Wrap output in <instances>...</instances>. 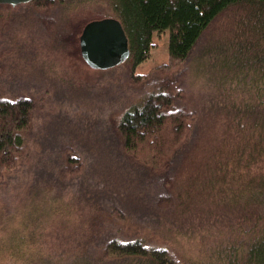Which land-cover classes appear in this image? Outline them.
<instances>
[{
    "label": "trees",
    "instance_id": "obj_1",
    "mask_svg": "<svg viewBox=\"0 0 264 264\" xmlns=\"http://www.w3.org/2000/svg\"><path fill=\"white\" fill-rule=\"evenodd\" d=\"M57 1L61 2L33 0L29 4L48 10ZM106 2L112 18L121 22L127 35L130 55L122 66L127 67L129 83H145L149 76L162 80L130 105L120 119L111 120L102 143L114 159L142 172L139 175L145 180L138 178L141 183L157 186L156 207L138 208L139 204L132 202L129 218L136 216L139 225L145 218L148 225L127 238L109 226L113 218H126L117 208L118 198L106 192L117 186H108L104 179L105 184L84 187L75 193L83 213L76 214L72 224L73 230L80 225L74 234L77 244H68L66 249L62 246L56 256L30 263L264 264V87L254 101L227 90L221 95L223 106L216 109L204 95L192 98L193 81L186 77L188 73L197 75L200 64L195 70L188 63L207 31L232 14L234 37L206 43L209 47L202 52L201 70L210 77L229 74L230 85L232 72L236 76L250 69L264 81V0ZM103 18L108 17L96 15L85 20L77 38L65 31L69 39H75L79 57L86 26ZM165 31H169V63L148 77L135 75V69L150 56L154 33ZM218 62L221 67H217ZM44 100L43 96L10 98L0 93V184L31 165L34 115ZM201 119L207 123L201 125ZM205 141L209 142L204 153L207 157L200 161L197 151ZM50 146L45 143L44 149L48 151ZM54 148L60 153L57 166L42 185L63 195V190L73 189L75 180L85 175V163L72 144L59 143ZM146 229L155 232V238L139 235ZM199 230L208 240L199 241L204 251L196 255L190 246L195 237L190 232ZM17 235L9 243V252L18 251L27 240ZM212 237L215 240L210 243ZM17 255L10 254V258Z\"/></svg>",
    "mask_w": 264,
    "mask_h": 264
},
{
    "label": "rangeland",
    "instance_id": "obj_2",
    "mask_svg": "<svg viewBox=\"0 0 264 264\" xmlns=\"http://www.w3.org/2000/svg\"><path fill=\"white\" fill-rule=\"evenodd\" d=\"M60 1L48 10L42 7L38 9L29 3L17 6L0 4V93L10 98H45L44 104L34 115L31 165L22 168L20 174L10 175L9 180L0 184V245L3 246L0 264H31L36 258L56 256L62 246L66 249L68 244H77L79 239L74 234L80 225L73 230L72 224L74 218L83 216V213L75 193L96 182L105 184L104 179L108 186H117V189L110 187L106 192L111 194V198H118L117 208L126 217L124 221L113 218L114 222L108 224L113 231L128 238L148 225L144 223L145 218L140 220V225L135 221L136 216L133 220L129 218L128 210L133 208L132 202L134 206L139 204L138 208L156 207L153 199L159 192L157 186L141 183L138 178L145 180L144 176L139 175L142 172L128 167L124 160L120 162L114 159L102 142L105 141L103 137L111 120L120 119L130 105L137 103L150 87L162 80L149 74L169 63V31L154 33L150 56L135 69V75L149 76L147 81L142 84L129 83L131 79L126 78V66L95 70L76 53L73 38L79 35L78 28L83 29L82 23L96 15L113 16L106 0ZM232 22L231 14L210 28L188 63L195 70L200 64L196 77L191 73L186 74L187 80L193 81L190 90L192 98L198 99L204 95L214 102L216 109L223 106L221 95H225L227 90L239 92L247 101L248 97L254 101L258 96L256 94L260 95L259 91L264 87L262 76L251 69L238 72L236 76L232 72L231 85L229 74H225L226 77L224 74L210 77L207 71L201 70L205 47H209L210 42L234 37ZM69 30L73 40L65 35V31L69 33ZM200 56L201 61H198ZM217 67H221L220 62ZM205 123L201 119L200 124ZM45 143L51 144L48 151L44 149ZM59 143L73 145L82 157L86 171L72 185L75 190H63V195L42 185L49 173L55 171L60 153L54 147ZM199 146L197 154L203 161V157H207L204 153L208 150L209 142L205 141ZM32 175L34 179H31ZM84 218L87 221V215ZM203 232L191 231L196 239L188 238L195 240L190 246L196 255L204 251H201L199 241L208 240L203 239L207 237ZM140 233L149 237L155 234L147 229ZM17 234L24 240L27 238L24 246L19 247L18 255L17 249L8 251L9 243ZM79 234L83 233L79 231ZM214 240L212 237L210 243ZM14 253L17 256L10 258V254L14 256Z\"/></svg>",
    "mask_w": 264,
    "mask_h": 264
},
{
    "label": "water",
    "instance_id": "obj_3",
    "mask_svg": "<svg viewBox=\"0 0 264 264\" xmlns=\"http://www.w3.org/2000/svg\"><path fill=\"white\" fill-rule=\"evenodd\" d=\"M33 0H0V4L17 6ZM81 56L95 70L122 65L130 55L127 35L121 22L112 17L90 22L81 37Z\"/></svg>",
    "mask_w": 264,
    "mask_h": 264
}]
</instances>
